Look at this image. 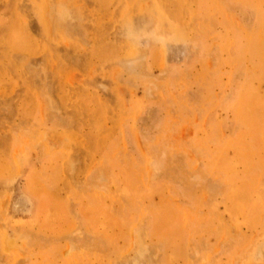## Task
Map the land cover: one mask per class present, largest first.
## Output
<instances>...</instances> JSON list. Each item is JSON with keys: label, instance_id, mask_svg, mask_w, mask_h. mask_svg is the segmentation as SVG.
I'll use <instances>...</instances> for the list:
<instances>
[{"label": "rangeland", "instance_id": "374dc122", "mask_svg": "<svg viewBox=\"0 0 264 264\" xmlns=\"http://www.w3.org/2000/svg\"><path fill=\"white\" fill-rule=\"evenodd\" d=\"M0 264H264V0H0Z\"/></svg>", "mask_w": 264, "mask_h": 264}]
</instances>
